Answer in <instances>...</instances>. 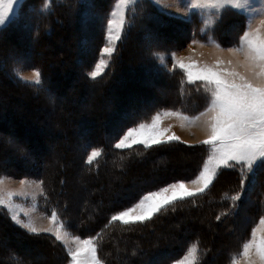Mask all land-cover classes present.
<instances>
[{
    "label": "trees",
    "instance_id": "1",
    "mask_svg": "<svg viewBox=\"0 0 264 264\" xmlns=\"http://www.w3.org/2000/svg\"><path fill=\"white\" fill-rule=\"evenodd\" d=\"M99 1L101 10L99 9L98 14L101 11L105 13L109 8L108 2L110 0ZM78 3L81 6L84 4L79 0L57 1L53 4L52 8L45 10L42 5H39L41 4L39 0H25L14 18V23L10 26L0 28V56L3 54L1 51L4 50L5 59L7 56L5 54L11 49L10 45L12 44L10 43L13 42L14 38L20 37L21 39L17 38V43L21 44L25 41L26 35L28 36L26 40L32 46L34 43H37L32 49L35 56L41 52L46 54V48L41 46L44 41L48 42V40L52 39V36L61 35V30L58 29V22L62 19H55L54 14L58 10H67L68 5L74 6ZM150 13L153 14L152 16H157L154 14L156 13L155 10H151ZM38 17L40 18L39 21H35ZM102 19L89 18L86 21L88 23V26H86L89 27L86 35L80 33L81 35L79 34L76 37L74 35L71 38L65 37L72 49H68L70 50V55H67L65 52V54L60 56L62 62H66L70 58L69 61L73 63L71 66L74 65V69H71L74 73L75 71L76 74L79 73L78 82L80 84L78 83L77 86H82L83 84L87 87L86 89L80 88L78 90H74L73 88L72 93L76 95L88 89L94 90L95 94L92 96L94 103L103 102L108 99L107 93L110 94L117 81L120 80V71L124 67L123 62L127 59L129 50L132 49V46L128 43V37L130 34L131 36L141 34V32H136L135 30L126 32L123 40L119 44L117 54L113 57L110 67L101 78L96 80L89 79L85 73V69L88 67H86L84 61L89 59L90 65L92 66L93 63L91 64V60L93 61L94 56L98 54L105 42V33L100 26L105 24L106 18L103 19V23ZM49 22L50 31L45 32L43 26ZM63 23L65 24V20ZM27 30L28 34L19 35V32L25 31L26 33ZM41 32L45 34L42 35ZM184 33L174 34L178 36L174 42L184 43L188 37L186 32ZM82 38L87 41L85 45L86 49L80 43ZM190 40L189 37V40L179 47L182 48L188 45V41ZM165 47L169 48L170 51H175L178 48L175 49V46L168 44ZM142 50L143 47L140 48L138 46L137 51L142 52ZM83 51L86 52V55L82 57L81 54L84 53ZM136 58V60H139V55ZM13 63L6 62V65L4 61L0 63L1 82L5 80L4 82H7L10 90H15V86L32 89L33 93H31L30 97L33 100L45 99L40 98V95H38L42 90L49 91L54 96L53 88L59 86L57 85L58 82L62 83L66 81V86L71 85V81L69 83L67 79L52 80L51 76L54 72L50 75L52 71L50 69H46L48 71V80L46 83L44 81L40 86L29 85L27 83L23 84L22 82H18L14 78L15 76L13 75V77L8 72L11 70L10 66ZM140 66L142 67L137 65V71L141 72L139 76L143 80L136 82L132 86H127V84L122 94L127 92L123 95L117 94V97L123 100L114 102V104L111 103L110 109L103 114V122L94 125L88 123L87 126L85 125L87 128L84 131L68 123L67 126L63 127L62 131L57 132L55 135V137L62 138L63 141H54L50 145L51 148H48L44 144L38 148V140L40 137L33 140L28 148L19 147L17 149L11 143L12 147L9 153L7 150L3 151V153L0 152V176L32 177L38 178L40 182L43 181L41 187L43 195H40L41 211L50 216L51 211L54 209L60 221L63 222L64 227L72 235L86 238H96L99 236V240L97 241L98 255L103 264H119L118 259L122 256L126 258L129 264H170L184 255L190 245L197 243L199 251L197 264H231L233 257L240 252L242 243L249 238L251 229L258 223L259 218L264 216V165L255 169L254 177L249 175L243 190L240 185V172L238 167L221 168L205 193L177 201L147 222L127 226L120 222H110L112 215L134 205L143 194L164 187L175 181L195 178L199 171L202 170V166L209 155L208 146L203 144H188L181 141L162 143L154 145L151 148H146L143 145H135L130 149L121 150L114 147V144L129 128L137 126L141 122H148L156 113L162 110H179L185 115L194 116L203 111L206 106L203 92H196L197 85L188 84L181 70L175 69L171 72H165L155 67L153 69H147V65L144 62ZM78 70L79 72H77ZM82 70H84V76L81 75ZM88 84L90 87H88ZM100 92H102V95L99 94ZM47 96L50 97L49 95ZM112 96L114 95L112 94ZM57 101H55V104L59 103L60 108L66 107V105H61ZM58 116L65 118L63 113ZM116 119L118 120L115 122ZM54 126H56L54 123L53 125H49L51 127L50 129H56ZM81 135L83 136L81 137ZM8 136L12 138L14 135L8 134ZM73 136L76 138L78 136L80 137H78L79 140L75 144L79 148L76 156L78 164L69 166L67 165V161L72 156L70 151L68 153L65 152L66 147L68 149L65 140ZM51 137L47 136L45 140L52 139ZM36 142L37 145L34 146ZM58 149H62L64 153H59ZM93 149L100 150L102 154L92 164H88L86 163L87 156ZM25 150H29V156L24 155ZM44 152L47 156H43ZM6 154L15 156V159L11 158L10 161L6 160ZM48 154L51 155L49 156ZM55 154L57 162H59L58 166L51 164V158ZM178 155L180 156L178 157ZM179 158H186L190 163H187L185 159L184 162H186V165L184 162L182 164L178 160ZM177 160L182 164V167ZM175 163L179 164L177 168L174 165ZM147 164L151 165L152 168ZM140 165L144 169L146 167V171L151 168L154 174L150 179H148L150 173H144V176L142 173L141 176V172L138 171L142 168ZM53 167H55V170H53ZM77 169L82 171L81 177L85 180L84 184L77 189L85 192H88L90 189L92 193L89 198L84 197V203L81 206H77L72 199L73 186L69 182V176ZM163 169L166 171L163 172ZM253 179H255V184H253ZM120 181H122V184ZM120 187L123 190H120ZM237 193H241V199L239 201L229 199V197ZM90 203L93 204L94 213L91 212ZM190 216L191 218L197 216V218L204 217L208 219L204 223L205 225L201 224L199 225L200 227L193 225L189 230H186L185 227L190 226L189 223L193 219L189 222L182 219ZM218 216L220 217L219 219H217ZM243 221L245 222L242 224L243 230H241L242 228L239 229V225ZM0 224L5 227V230L15 233L14 239L19 240L17 236L23 238L27 235L30 239L36 241L33 242L35 243V247L29 249L28 246L22 244L23 242L20 245H18L19 242H16V245H13L15 248L14 253L11 254V258H14V261L10 264H68L70 262L65 245L57 241L51 234H30L24 228L18 227L8 212L4 210H0ZM165 225H172L168 229L171 236L165 238L166 240L157 239V245L152 246L151 241L143 235L160 233L164 231L163 228ZM23 234L26 235L23 236ZM233 235L234 238L230 241L229 238ZM34 237L36 238L33 239ZM136 241L139 242V246L144 250H150V253L144 255L140 251H134L137 247L132 244L136 243ZM122 243H127L132 250L130 249L128 253L123 251L119 247ZM221 244L225 246L222 252L216 250L219 249L218 247ZM23 248L28 251L27 253H42L44 256H41L42 258L35 256L31 263L26 262L23 257ZM50 248L51 250H48ZM115 248L117 251H114ZM49 251L51 252L49 253ZM3 264L5 263L3 262Z\"/></svg>",
    "mask_w": 264,
    "mask_h": 264
},
{
    "label": "rangeland",
    "instance_id": "2",
    "mask_svg": "<svg viewBox=\"0 0 264 264\" xmlns=\"http://www.w3.org/2000/svg\"><path fill=\"white\" fill-rule=\"evenodd\" d=\"M24 1L25 0H20L19 5L13 6L15 17L18 14L20 7ZM57 1L61 2L64 0H39V3H41L39 5L40 6L42 5V7H44L45 4H47L48 5L47 9H50L52 8L53 4ZM79 1L83 2L84 4L82 6L79 5V3L75 4L74 6L68 5L67 10H64V11L58 10V12L54 14V16L56 17L55 19L57 20L62 19L63 21L65 20V24L63 23L62 20H59L58 29L61 30V35L52 36L51 40H48V42L44 41L43 45H41L46 48L45 50L46 54H43L41 52L35 56L32 49H33V46L37 43H34L32 46L31 43L26 40L28 37L27 35L26 37L24 35L25 41L22 42L21 44L17 43V40H18L17 38L21 39L20 37L16 36L17 38H14L13 42L10 43L12 44L10 45L11 49L8 50L5 54L7 55L5 59H4V50L1 51L3 52V54H1L0 56V63H3L4 61L6 65V62H9V63L14 62L10 66L11 70H9L8 72L10 75L12 76L14 75L15 77L14 76L13 77L18 82H21V81L17 79L16 77L17 72H19L22 76L31 77L33 74V71L38 69L41 72L42 83L44 81L46 83L48 80L47 70L50 67L49 68L50 71L51 70L53 71L55 68L56 69L61 68V69H58L59 72L57 73L54 70L55 75L53 74L51 76L52 79L57 78L58 80L59 79L61 80V79L68 78L67 81L70 79L72 84L71 86H68L69 87L68 88L65 85L66 83L64 81L62 82L63 84L58 82L57 85H59L60 87L55 86L53 88V94L55 93L54 95L55 97L51 94V92L42 90L38 95H40V98L42 97L45 99H39V100L34 99L32 100L33 102L32 103L30 102L31 101L30 95L31 93H33L32 89H25L22 86H19V87L15 86V90L13 89L10 90L7 86V82H4L5 80L1 82L0 80V102H1V105H0V152L3 153V151L7 150V152L9 153V150L12 147L9 141H12V145L14 144L15 148L17 149H19V147L28 148L30 144H32L33 140H36L37 137H40V139L38 140V143H39V145L37 146L38 148L43 144L47 145L48 148H51L50 145L53 144L54 141L56 142V141L62 140V138L58 136L55 138V135L57 132L62 131L63 127L67 126L68 123H70V125H73V127H78L79 130L82 129V131H84V129L87 128L86 126L88 123L89 124L91 123L93 125L96 123L100 124L101 122L104 121L103 114L105 113V111L110 109L111 103L114 104V102H120L121 100H123L122 98L117 97V94H121V95L125 94L127 91L124 92L123 94H122V91L125 90L124 87L127 84H128L127 86H130V85L132 86L136 82L143 80L139 76L141 72L137 71V67L135 65H139V67H142L140 65L144 62L147 65L146 66L147 69H153L155 67V68H159L161 71L171 72L172 71L171 69L173 66V60L170 58V53H173V52L176 53L178 57L184 58L186 62H188V58H191L192 60L199 61L201 64H204V63L213 64L217 59H224V60H229V59L242 60L243 59V57H238V58L232 57L227 52V48L233 45H236L238 43V39L240 35H242V33L245 31L246 21H247L248 16L245 12H243V10L237 11L229 6L225 8L224 10H222V14L219 18H216L215 10L211 9L209 11L212 13L213 18L216 19V22L211 26H205L203 24V20L206 17L201 15L200 9H192L190 14L183 15L185 0H138V2L135 5H129V8L126 12L127 19H126L124 32L122 34L121 40L116 43V51L112 54L110 58L104 57L105 59L109 61L108 67L105 69L104 73L110 67L113 61L114 55L117 54L118 49H119V44L123 40L125 33L135 30L136 32H141V34L133 35V36H131L130 34V36L128 37V41H129L128 43H130V45L132 46V49L129 50L127 59L124 60L125 63L123 62L124 67L120 71V78H119L120 80H118L116 85L113 87L112 89L113 91L112 92L110 91L111 92L110 94L107 93L108 99L103 102L94 103L93 98H92V96L95 94L94 90L88 89L87 91H84L83 93L76 94V95L71 93L73 91V88L74 90H78L80 88L86 89L87 87L83 84L82 86L80 85L77 86V83H75V81L76 82L79 81V76H80L79 73L76 74V71L75 73H73L72 69H74V67L72 66L74 65L71 66V64L73 63L70 61L69 62L66 61L62 63L61 58L59 56L65 54V52H67L68 49H72V47L67 43L68 40L66 39L64 40L65 37L71 38L73 35L76 37L80 33L82 35L83 34L86 35L87 34L86 32L88 31V28H89L87 27L88 23H86V21L91 17L103 18V19L106 18L105 24L100 26L101 29H103L105 33V42L103 46L100 48L98 54L94 56L93 61L91 60V64L93 63L92 66L90 65L89 59L87 61H84V63L86 64V67H88L85 69V73H86V76L89 78L87 74L90 71L94 70V65L98 62V59L102 53V49L107 44L106 24L108 20L110 19V13L114 11L115 9V4L117 3V0H110V2H108L109 3L108 10L105 13L101 11L99 12V14H98V11L101 10L99 0H79ZM251 6L258 8L260 6V0H251ZM43 9H45V7ZM151 10H155L156 13L154 14H156L157 16H152L153 14L150 13ZM39 19L40 18L38 17L35 21H39ZM103 19H102V23H103ZM258 23H259V20L257 19V22L256 24L253 25V27L258 26ZM43 28L45 32L48 30L50 31V22L44 25ZM27 32L28 30L26 31V33L25 31H21L19 32V35L28 34ZM184 32H186V34L188 35L186 41L189 40V37L191 40L188 41V45L183 46L181 48L179 46L182 44L184 45L186 41L184 43L174 42L175 38H178V36L174 34L176 33L185 34ZM44 34L45 33H42V35ZM170 35H173V36L170 37ZM193 39L199 41V43L193 44L192 43ZM209 41H215V43H211ZM80 43L83 45L82 47L86 49L85 45L87 44V41L84 38L80 40ZM166 44L170 46H175V49L177 47L178 48L175 51H170L169 48L165 47ZM216 45H219L220 47L218 48ZM138 46L140 48L143 47L142 52L137 51ZM63 48H64V51H63ZM221 49H224V51H221ZM83 52L84 53L81 54L82 57L86 55V52L85 51ZM138 55H139V60H136L137 59L136 57ZM157 55L163 57V60H158ZM154 65H157V66H154ZM240 70L244 71V69H240ZM83 71L84 70H82L81 72L82 76H84ZM77 72H79V70ZM58 73L60 74V76ZM101 76L98 77L97 79L101 78ZM9 81L11 80L9 79ZM70 81L68 82L70 83ZM23 84H26V83H23ZM88 87H90L89 84H88ZM99 94L102 95V92H100ZM112 94L114 96H112ZM47 95H49L50 97H48ZM104 96H105V92H104ZM7 99L10 101L12 100L11 102L13 103L14 102L15 103L17 102V103L16 104L14 103V105H12L13 103L7 101ZM54 99L55 101L58 100L61 103V105H66V107L65 108L61 107L62 108L61 109L59 103L55 104ZM17 104H20V105L17 106ZM171 111H176V110H171ZM14 113L16 114V116ZM61 113L65 115V118L62 117L64 119L58 116ZM20 114H22V116H20ZM13 115L16 117V119ZM189 117H192V116H189ZM2 118H5V119H2ZM11 118H13L14 120L13 119L11 120ZM21 118L25 119L26 121ZM47 118L48 120H46ZM35 119L37 120L35 121ZM117 120L118 119H116L115 122ZM48 121L50 122V124L47 123ZM52 122L56 124L55 126L56 129H52V130L50 129L49 125H51ZM150 122L151 120H149L148 122H144V123H150ZM182 124L184 125L183 127L181 126ZM45 125L46 127L44 128ZM48 127L49 129L47 130ZM162 127L170 128L171 131L169 134L175 133L181 139H182V136H184L188 140L189 144H201V141L206 139L208 135V129L203 123V120H201L200 122H197L195 125H189L187 122H183L177 117H168V118L163 119ZM49 130L51 132H48ZM8 134H11V135L13 134L14 136H12L11 138L10 136H8ZM47 136H52L51 137L52 139H49L46 141L45 137ZM82 136L83 135H81V137ZM78 137L76 138L73 136L72 138L65 140L66 146H68V149L66 147L65 152L68 153L70 151L71 156H72V158L67 161V165L69 166L78 164L76 156H77V152H79V148L75 145L76 141L79 140L80 138ZM36 145H37V142L35 143L34 146ZM30 150L32 151L31 148ZM25 151L26 152H24V155L29 156V152H28L29 150H25ZM33 151L36 152L35 149H33ZM58 151L59 153H64L62 149L61 150L58 149ZM56 154L51 158V164L53 166L55 165L58 166L59 164V162H57V157H55ZM43 156H47V155L43 154ZM5 158L6 160L10 161L11 158L15 159V156H9L8 154H6ZM181 160L182 159H179V161L182 163L185 161V159H183L182 161ZM186 162H188V160ZM176 165H179V164L177 163ZM53 168H54L53 170H55V167ZM77 170L71 173V175L69 176V182L72 183V186H73L72 187V190H73L72 199L75 201L77 206H81L84 203L83 199H85L86 197L89 198L90 194L92 193L90 189L88 190V192H85L81 189H77L81 185H83L85 181L84 178L81 177L82 171L81 170L77 171ZM144 170H145L144 168H141V170L139 169L138 171L142 173H146V172L150 173L149 174L150 176L148 178L150 179L154 173H152V170H148L146 172ZM0 179L4 180L3 188L6 191L23 194L22 196H17L13 198L14 210L16 214L20 217V219L27 222V220L30 217L35 222L37 227H48L49 226L50 216L46 215L45 213H43V211H41L40 195L42 194V188H41L42 185H40L39 183L40 180L38 178L1 175ZM22 180L26 181V183L22 184L21 183ZM191 180H181V181L188 182L189 187H193L190 184ZM159 189H156V190H159ZM120 190H123V188L120 187ZM156 190H153V191H156ZM92 205L93 204L89 206H91L90 208L91 212L94 213L95 211ZM0 210L7 211L8 214L10 215L9 210L7 208L0 206ZM201 218H204V217L197 218V216H193L191 218L190 216L185 219H182L188 222L191 219H193V221H190L189 223L190 226L185 227L186 230H189L190 227H193L192 224L200 227L199 225L202 224V222L203 224L207 222V220H204L205 218L204 219H201ZM244 222L245 221L240 223L239 229L242 228L243 226L242 224H244ZM171 226L172 225H165L163 228L164 231H161L160 233H151V234L143 235V236L147 237V239L151 241L150 243L152 246H155L157 245V242H158L157 239L160 238V239L166 240L165 238L171 236L168 230L170 229ZM18 227L20 226L18 225ZM241 230H243V228ZM63 231L67 233V236H66V239L68 241L67 246L75 247L74 243L72 242L73 238L79 237V236L72 235L71 233H69V231L65 227ZM25 235L26 234H23V236ZM14 236H15V233L5 230V227H3V225L0 224V261H1L0 264H3V262L5 264L6 263L10 264L14 261V258H11V254L14 253L15 248L13 245L14 244L16 245V242H19L18 245H20V243L23 242L22 244L25 246H28V249L35 247V243L33 242H36V241L30 239L27 235L23 238L17 236L19 240L14 239ZM35 238L36 237H34L33 239ZM79 238L88 239L91 237H87V238L79 237ZM232 238H234V235L231 236V238H229L230 241L232 240ZM138 243L139 242L136 241V243L132 244L133 246L137 247V249H135L134 251L136 252L140 251L142 254L148 255L150 253V250H144L143 248H141V246H139ZM119 247L127 253L130 252V249H131V247L127 243L125 244L122 243ZM224 247L225 246L221 244V246L218 247L219 249H216V250L222 252ZM48 250H51V248ZM114 251H117V249L115 248ZM23 252H24L23 257L25 258L26 262H29V263H31L34 260L35 256H38V257L44 256V254L42 253H38V254H32V252L27 253L28 251H26V249H24ZM50 252L51 251H49V253ZM198 252H197V255H198ZM186 253L170 264H176V262L181 260L186 255ZM118 260H119V264H129L126 258H123V256L120 257V259ZM68 264H70V262Z\"/></svg>",
    "mask_w": 264,
    "mask_h": 264
},
{
    "label": "snow or ice",
    "instance_id": "3",
    "mask_svg": "<svg viewBox=\"0 0 264 264\" xmlns=\"http://www.w3.org/2000/svg\"><path fill=\"white\" fill-rule=\"evenodd\" d=\"M137 2L138 0H117L106 24L107 44L103 47L94 70L87 74L90 79L96 80L108 67L109 61L104 57L110 58L116 51V43L121 40L124 32L126 12L129 5H135ZM19 3L20 0H0V27L14 23L13 6ZM229 6L237 11L243 10L248 16L245 31L240 35L238 43L227 48L232 57H243L242 60L217 59L213 64H201L191 58L186 62L176 53H170L173 60L171 70H181L185 81L197 85L196 92H203L206 100L204 110L192 117L179 110L158 112L150 123L141 122L138 126L129 128L114 144L116 149L123 150L135 145L151 148L162 143L180 141L181 138L175 133L169 134L170 128L162 127L164 118L177 117L189 125L203 120L208 135L201 144L208 146L209 155L202 170L190 181L193 187H189L188 182L177 181L143 194L134 205L112 215L110 222H120L125 226L147 222L175 202L205 193L221 168L238 167L243 190L249 175L254 177L255 169L264 165V0H260L258 8L251 6V0H185L183 15L190 14L192 9H200L201 15L206 17L203 24L211 26L216 19L209 10L214 9L215 17L219 18L222 10ZM44 7L46 10L48 5L45 4ZM257 19L258 26L253 27ZM192 43L199 41L193 39ZM157 59L163 60V57L157 55ZM16 77L22 83L34 86L42 84L41 72L38 69L33 71L31 77L22 76L19 72ZM101 154L100 150L93 149L87 156L86 163L92 164ZM21 183L26 181L22 180ZM39 183L42 185L43 181ZM3 184L4 180L0 179V206L9 210L14 223L30 234L48 233L64 243L70 264H103L98 255L99 236L88 239L75 237L72 241L75 247H68L67 233L63 231L64 224L54 209L50 213L48 227H37L30 217L25 222L16 214L13 205V198L23 194L8 192L3 188ZM229 199L239 201L241 193ZM219 218L218 216L217 219ZM197 252L198 243L190 246L186 255L176 264H197ZM241 261L244 264H264V216H261L251 229L249 238L242 243L240 252L233 257L231 264H241Z\"/></svg>",
    "mask_w": 264,
    "mask_h": 264
},
{
    "label": "bare ground",
    "instance_id": "4",
    "mask_svg": "<svg viewBox=\"0 0 264 264\" xmlns=\"http://www.w3.org/2000/svg\"><path fill=\"white\" fill-rule=\"evenodd\" d=\"M64 39H66V38H64ZM63 51H64V48H63ZM69 51H70V50H68V51L66 52L67 55H68V54L70 55V52H69ZM59 57H60V56H59ZM56 59H57V58H56ZM59 60H60V59H59ZM69 60H70V58H69ZM69 60H68L67 62H69ZM54 61H55V60H54ZM60 62H61V61H60ZM63 62H64V61H63ZM63 62H62V63H63ZM130 62H131V61H130ZM124 63H125V62H124ZM53 64H54V63H53ZM58 64H59V63H58ZM64 64H65V63H64ZM62 65H63V64H62ZM134 65H135V63H134ZM47 66H49V65H47ZM54 66H55V65H54ZM60 66H61V65H60ZM135 66L137 67V65H135ZM57 67H58V66H57ZM72 67H73V66H72ZM49 68H50V67H49ZM49 68H48V69H49ZM52 68H53V66H52ZM58 69H61V68H57V69L55 68V69H54V70L56 71V73L59 72ZM54 70L50 72V75L53 74ZM63 70H64V69H63ZM63 70H62V71H63ZM60 71H61V70H60ZM65 71H66V70H65ZM67 71H68V70H67ZM70 73H71V72H70ZM73 73H74V72H73ZM58 74H59V73H58ZM71 74H72V73H71ZM71 74H70V75H71ZM54 75H55V74H54ZM70 75H69V76H70ZM59 76H60V74H59ZM67 76H68V75H67ZM71 76H72V75H71ZM56 77H57V76H56ZM74 77H75V76H74ZM53 78H54V77H53ZM65 78H66V77H65ZM56 79H57V78H56ZM66 79H68V78H66ZM52 80H53V79H52ZM59 80H60V79H59ZM63 80H64V79H63ZM77 80H78V79H77ZM68 81H70V79H69ZM65 82H66V81H65ZM66 83H67V82H66ZM75 83H77V85H78V81H77V82L75 81ZM62 84H63V83H62ZM71 84H72V83H71ZM79 84H80V83H79ZM65 85H67V84H65ZM73 85H74V83H73ZM68 86H69V85H68ZM68 86H67V87H68ZM70 86H71V85H70ZM118 86H119V84H118ZM59 87H60V86H59ZM74 87H75V86H74ZM57 89H58V88H57ZM114 89H115V88H114ZM55 91H56V89H55ZM58 92H59V91H58ZM68 92H69V91H68ZM116 92H117V91H116ZM71 93H72V92H71ZM71 93H70V94H71ZM66 94H67V93H66ZM68 96H69V95H68ZM29 98H30V97H29ZM4 100H5V99H4ZM28 100H29V99H28ZM30 100H31L30 102H32L33 99H30ZM7 101L11 102L12 100L10 101V100L7 99ZM7 101H6V102H7ZM16 101H17V100H16ZM6 102H5V104H6ZM28 102H29V101H28ZM30 102H29V103H30ZM11 103H13V102H11ZM14 103H15V102H14ZM14 103H13L12 105H14ZM16 103H17V102H16ZM16 103H15V104H16ZM32 103H33V102H32ZM5 104H4V105H5ZM22 104H23V103H22ZM30 104H31V103H30ZM0 105H1V102H0ZM9 105H10V104H9ZM18 105H20V104H17V106H18ZM21 106H22V105H21ZM23 106H24V105H23ZM26 106H27V104H26ZM29 107H30V105H29ZM21 108H22V107H21ZM17 109H18V108H17ZM17 112H18V111H17ZM14 114H15V113H14ZM17 114H18V113H17ZM13 116H14V115H13ZM15 116H16V114H15ZM15 116H14V117H15ZM20 116H22V114H20ZM18 117H19V115H18ZM18 117H17V118H18ZM37 117H38V116H37ZM12 119H13V118H11V120H12ZM15 119H16V117H15ZM21 119H23V118H21ZM37 119H38V118H37ZM37 119H35V121H36ZM39 119H40V118H39ZM13 120H14V119H13ZM17 120H18V119H17ZM17 120H16V122H17ZM23 120H25V119H23ZM43 120H44V119H43ZM46 120H48V118H47ZM18 121H19V120H18ZM25 121H26V120H25ZM13 122H14V121H13ZM28 122H29V120H28ZM38 122H39V121H38ZM43 122H44V121H43ZM26 123H27V122H26ZM30 123H31V121H30ZM35 123H36V122H35ZM41 123H42V121H41ZM47 123L50 124L49 121H48ZM52 123H53V122H52ZM52 123H51V124H52ZM14 124H15V123H14ZM37 124H38V123H37ZM43 124H44V123H43ZM46 125H48V124H46ZM46 125L44 126V128L46 127ZM52 125H53V124H52ZM54 125H56V124H54ZM39 126H40V124H39ZM42 126H43V125H42ZM98 126H99V125H98ZM54 127H55V126H54ZM95 127H97V126H95ZM50 128H51V127H50ZM97 128H98V127H97ZM97 128H96V129H97ZM48 129H49V127L47 128V130H48ZM96 129H94V130H96ZM51 130H52V129H51ZM96 131H97V130H96ZM48 132H51V131L49 130ZM55 138H56V137H55ZM47 151H48V150H47ZM44 154H45V152H44ZM48 155H49V154H48ZM50 155H51V154H50ZM50 155H49V156H50ZM175 156H176V155H175ZM179 156H180V155H178V157H179ZM187 157H188V156H187ZM19 159H20V158H19ZM176 159H177V158H176ZM179 159H180V158H179ZM179 159H178V160H179ZM185 159H186V158H185ZM194 159H195V158H194ZM182 160H183V159H182ZM182 160H181V161H182ZM16 161H17V160H16ZM20 161H21V160H20ZM173 161H174V160H173ZM186 161H187V159H186ZM18 162H19V161H18ZM18 162H16V163H18ZM147 162H149V161H147ZM170 162H171V161H170ZM176 162H177V161H176ZM178 162H179V161H178ZM179 163H180V162H179ZM184 163H185V165H186V162H184ZM187 163H190V162H187ZM18 164H19V163H18ZM23 164H24V163H23ZM169 164H170V163H169ZM176 164H177V163H175L174 165L178 167V165H176ZM182 164H183V163H182ZM182 164L180 163L181 167H182ZM14 165H16V164H14ZM21 165H22V164H21ZM145 165H146V163H145ZM147 165H148V164H147ZM142 166H143V164H142ZM142 166L140 165V167H142ZM148 166L151 167V165H148ZM183 166H184V165H183ZM177 167H176V168H177ZM142 168H143V167H142ZM147 168H149V167H147ZM151 168H152V167H151ZM151 168H150V170H151ZM138 169H139V168H138ZM145 169H146V167H145ZM129 170H131V169H129ZM140 170H141V168H140ZM144 171L146 172V170H144ZM147 171H148V170H147ZM159 171H161V170H159ZM165 171H166V170L163 169V172H165ZM142 172H143V170H142ZM142 172H141V176H142ZM163 172H161V173H163ZM168 172H169V171H168ZM146 173H148V172H146ZM146 175H147V174H146ZM143 176H144V173H143ZM126 179H127V178H126ZM132 181H133V180H132ZM121 182H122V181H120V183H121ZM117 183H119V182H117ZM121 184H122V183H121ZM114 208H115V207H114ZM110 210H111V209H110ZM201 219H204V218H201ZM201 219H200V220H201ZM204 220H207V219L205 218ZM192 225H194V224H192ZM200 225H201V224H200ZM202 225H203V222H202ZM204 225H205V224H204ZM47 247H48V246H47ZM40 260H42V259L40 258Z\"/></svg>",
    "mask_w": 264,
    "mask_h": 264
},
{
    "label": "crops",
    "instance_id": "5",
    "mask_svg": "<svg viewBox=\"0 0 264 264\" xmlns=\"http://www.w3.org/2000/svg\"><path fill=\"white\" fill-rule=\"evenodd\" d=\"M165 110H170V109H165ZM162 111H164V110H162ZM162 111H160V112H162ZM180 141H183V142H185V143H188L189 144V142H188V140L184 137V136H182V139L180 140ZM191 143V142H190ZM171 184V183H170ZM175 261V260H174ZM172 263V262H171ZM241 264H244V262L243 261H241Z\"/></svg>",
    "mask_w": 264,
    "mask_h": 264
}]
</instances>
